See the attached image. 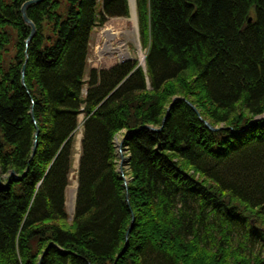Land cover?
I'll list each match as a JSON object with an SVG mask.
<instances>
[{
	"label": "trees",
	"instance_id": "obj_1",
	"mask_svg": "<svg viewBox=\"0 0 264 264\" xmlns=\"http://www.w3.org/2000/svg\"><path fill=\"white\" fill-rule=\"evenodd\" d=\"M24 1L0 0V264H264V0H135L145 68L87 77L128 0L32 3L27 44Z\"/></svg>",
	"mask_w": 264,
	"mask_h": 264
},
{
	"label": "rangeland",
	"instance_id": "obj_2",
	"mask_svg": "<svg viewBox=\"0 0 264 264\" xmlns=\"http://www.w3.org/2000/svg\"><path fill=\"white\" fill-rule=\"evenodd\" d=\"M9 1V0H6ZM67 0H60V10L62 13L65 12ZM129 6V15L128 16H119V17H112L109 18L102 26H96L90 36V47H89V54H88V67L86 68V75L89 67H96V68H108L114 65L117 62H122L125 60L136 61L137 65L141 67L143 66V62L140 61L138 53L141 51L145 54V49L141 47L139 36H138V27H137V13H136V29H133L132 21H131V9L130 3L128 0ZM101 8L100 2L96 4V13L99 15V11ZM136 11V7H135ZM107 26H111L114 30L119 31L111 41L110 44L112 47H117L118 42L122 41L125 44V51L126 53L123 54L122 51L117 50H110L103 48L98 49L97 45L100 47H104L105 40H106V33L107 30H104ZM7 29L10 32V41L7 43V47L10 48V52L13 49V42L15 41V29H13L10 25L7 26ZM111 39V38H110ZM144 60V58H143ZM82 114L79 115V123L76 128L74 134V153L72 155V171L70 174V183L67 186L66 190V208L67 212L70 214L73 211V203H74V195L75 194V187H76V179H75V169L77 166V159L79 154V146H80V137L82 131ZM122 138H123V131L117 133L114 137V146L116 149V170L119 175L123 176L120 177L123 179V183L127 182V177L125 176L124 172H126V157L127 153L124 147H122ZM120 170V171H119ZM125 180V182H124ZM128 234V233H127Z\"/></svg>",
	"mask_w": 264,
	"mask_h": 264
},
{
	"label": "water",
	"instance_id": "obj_3",
	"mask_svg": "<svg viewBox=\"0 0 264 264\" xmlns=\"http://www.w3.org/2000/svg\"><path fill=\"white\" fill-rule=\"evenodd\" d=\"M39 1H41V0H25L22 4H21V7H20V12H21V16H22V19H23V21L26 23V24H28L29 25V27H30V32H29V35L27 36V38L25 39V43L27 44L29 41H30V39L32 38V36L35 34V31H36V28H35V24H34V22L28 17V15H27V7L30 5V4H32V3H36V2H39ZM249 20H250V18H249ZM143 66H144V60H143ZM24 70H25V68H24V65L21 67V82L22 83H24ZM176 97H174L173 99H175ZM187 103L189 104V105H191V107L194 109V105H192L189 101H187ZM31 116H32V120H33V122H34V124H35V127H36V131H35V135L38 133V129H37V125H36V121H35V119H34V117H33V114L31 113ZM205 123H206V125H208L210 128H212V129H215V127H212L207 121H204ZM147 127H149L150 129H152V130H156L157 128H154V127H150V126H147ZM35 147H36V139H34V141H33V145H32V147H31V154H30V157L34 154V152H35ZM120 171V170H119ZM10 174L11 175H14L15 173H14V170H10ZM120 177H123L122 175L120 176ZM124 182H125V180H124ZM128 231H129V228H128V230H127V232H126V235H127V233H128ZM121 253V252H120ZM119 253V254H120Z\"/></svg>",
	"mask_w": 264,
	"mask_h": 264
},
{
	"label": "bare ground",
	"instance_id": "obj_4",
	"mask_svg": "<svg viewBox=\"0 0 264 264\" xmlns=\"http://www.w3.org/2000/svg\"><path fill=\"white\" fill-rule=\"evenodd\" d=\"M129 3H130V9H131V21H132V26H133V29H136V11H135V0H129ZM104 30H107V33H106V40H105V44H104V47H100L97 45V48L98 49H103V48H106V49H110L111 51L112 50H117V51H122L123 54L126 53L125 51V44L124 42L122 41H119L118 43V46L117 47H112L111 44H110V41L116 37L117 34H119L117 30H114V28H112L111 26H107L106 28H104ZM111 38V39H110ZM138 56H139V59L141 62H143V58H144V54L143 52H139L138 53ZM73 195H74V191H73Z\"/></svg>",
	"mask_w": 264,
	"mask_h": 264
}]
</instances>
